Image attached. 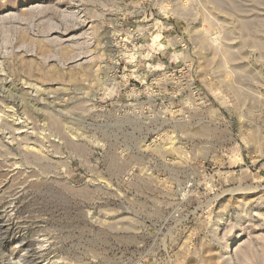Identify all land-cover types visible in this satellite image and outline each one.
Segmentation results:
<instances>
[{
	"label": "rangeland",
	"instance_id": "1",
	"mask_svg": "<svg viewBox=\"0 0 264 264\" xmlns=\"http://www.w3.org/2000/svg\"><path fill=\"white\" fill-rule=\"evenodd\" d=\"M0 264H264V0H0Z\"/></svg>",
	"mask_w": 264,
	"mask_h": 264
}]
</instances>
